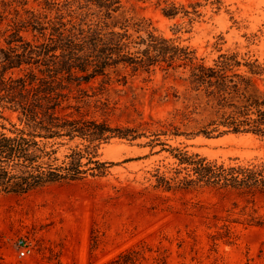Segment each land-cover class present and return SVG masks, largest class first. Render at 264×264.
<instances>
[{
	"label": "trees",
	"instance_id": "1",
	"mask_svg": "<svg viewBox=\"0 0 264 264\" xmlns=\"http://www.w3.org/2000/svg\"><path fill=\"white\" fill-rule=\"evenodd\" d=\"M28 2H21L23 12L14 9L0 44V193L26 194L106 175L114 163L101 159L104 144L147 136L143 123L114 124L87 107L86 98L93 94L84 84L94 87L100 78L102 92L110 91L115 81L128 82V68L150 73L164 62L166 69L185 73L180 77L186 89L174 94L181 103L173 114L179 123L146 122L158 127L145 145L165 144L161 134L212 138L251 132L264 137V60L258 55L225 52L208 63L190 46L148 29L146 18L129 15V0H43V8ZM157 5L170 18L189 16V23L202 15L201 0H157ZM132 27L145 34L136 35ZM103 104L107 112L109 99ZM8 112L17 113V120ZM172 153L178 166L173 175L155 173L156 188L211 187L251 200L264 194V158L227 164L179 147H172ZM250 223L264 225V216L253 215ZM224 226L229 239L234 230ZM148 247L140 242L112 263L139 264ZM164 258L159 253L156 263Z\"/></svg>",
	"mask_w": 264,
	"mask_h": 264
},
{
	"label": "rangeland",
	"instance_id": "2",
	"mask_svg": "<svg viewBox=\"0 0 264 264\" xmlns=\"http://www.w3.org/2000/svg\"><path fill=\"white\" fill-rule=\"evenodd\" d=\"M23 1L0 0V14L7 16L0 18V44L14 9L23 12ZM28 1L27 6L43 8V0ZM201 2L202 15L192 23L186 15H164L157 0H129L127 6L129 15L147 19L148 29L190 46L208 63L234 51L264 60V0ZM76 6L77 2L79 13ZM131 31L145 34L136 27ZM181 70L166 69L164 62L150 73L128 68V82L115 81L110 91L102 92L100 78L94 87L84 84L93 94L86 98L91 113L114 124L143 123L147 136L135 141L114 138L104 144L101 159L114 163L106 175L53 183L26 194L1 192L0 264H116L112 260L120 252L143 241L150 249L139 264H157L159 253L165 255L159 264H264V225L250 223L253 215L264 216V194L251 200L211 187H154L155 173L173 175L178 166L172 147L227 164L264 158V137L255 133L212 138L161 134L165 144L145 145L158 127L146 122L175 120L174 110L181 103L174 94L186 89ZM77 93L75 86L73 95ZM8 114L17 120V113ZM225 224L234 230L229 239L223 235ZM24 238L33 245L30 256L20 254Z\"/></svg>",
	"mask_w": 264,
	"mask_h": 264
},
{
	"label": "built area",
	"instance_id": "3",
	"mask_svg": "<svg viewBox=\"0 0 264 264\" xmlns=\"http://www.w3.org/2000/svg\"><path fill=\"white\" fill-rule=\"evenodd\" d=\"M33 252V245L31 241L27 238H24L20 241V254L22 256H30Z\"/></svg>",
	"mask_w": 264,
	"mask_h": 264
},
{
	"label": "bare ground",
	"instance_id": "4",
	"mask_svg": "<svg viewBox=\"0 0 264 264\" xmlns=\"http://www.w3.org/2000/svg\"><path fill=\"white\" fill-rule=\"evenodd\" d=\"M233 134H234V133H233ZM248 134L252 135V133H248Z\"/></svg>",
	"mask_w": 264,
	"mask_h": 264
}]
</instances>
